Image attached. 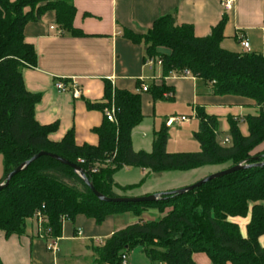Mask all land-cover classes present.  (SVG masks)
Wrapping results in <instances>:
<instances>
[{"label": "trees", "instance_id": "obj_1", "mask_svg": "<svg viewBox=\"0 0 264 264\" xmlns=\"http://www.w3.org/2000/svg\"><path fill=\"white\" fill-rule=\"evenodd\" d=\"M48 10L55 11L61 32L79 33L73 26L75 6L70 0H0V155L4 169L0 183L41 151L76 164L107 197L123 196L115 188L126 192L139 185L121 186L114 181L115 173L125 167L163 172L208 165L248 166L184 194L168 192L152 202L114 203L100 200L72 166L42 155L0 191V231L8 237L21 235L26 220L40 211L43 237L58 238L65 219L74 221L84 215L100 224L110 215L125 212L141 217L153 206L159 217L127 225L94 247V264H123V255L135 248L142 249L150 264H197L195 252L206 253L213 264H264V164L259 165L264 163V149L253 153L264 143V55L221 46L226 16L203 37L196 36L190 24L178 25L173 14L157 18L146 33L127 29L129 40L145 46V60L161 59L163 78L188 70L215 95L255 101L258 114L246 117L249 134L243 135L238 122L230 118L229 142L221 143L216 117L198 109L200 126L194 136L201 145L199 151L168 152L167 128L156 133L151 152L135 151L131 134L143 120L141 95L106 83L107 103L90 106L105 110L115 105L117 122L105 116L95 129L99 144L78 145L72 130L55 142L48 136L57 124L42 125L36 120L40 95L28 91L23 80V69L37 64L34 46L25 41V26L39 21ZM170 90L164 81L148 88L155 100L165 98ZM235 217H249L246 233Z\"/></svg>", "mask_w": 264, "mask_h": 264}, {"label": "crops", "instance_id": "obj_2", "mask_svg": "<svg viewBox=\"0 0 264 264\" xmlns=\"http://www.w3.org/2000/svg\"><path fill=\"white\" fill-rule=\"evenodd\" d=\"M70 1L75 6L73 26L78 34L61 32L53 10L46 11L39 21L28 22L24 30L25 41L35 48L37 64L23 69V80L28 91L40 95L35 105L36 120L42 125L57 124L49 133L51 141H61L72 130L78 145L99 144L95 129L101 126L111 108L103 110L90 105L107 103L106 83L114 89L141 95L143 120L131 134L135 151L151 152L156 133L173 127L177 130L173 137L169 135L168 152L199 151L201 145L194 136L200 126L198 109L216 117L219 141L230 139V118L238 122L243 135L249 134L246 117L258 114L255 101L242 96L215 95L193 75L171 74L163 78L161 66H147L145 46L129 40L125 30L146 33L157 18L173 14L178 25L190 24L195 35L203 37L226 16L221 46L233 52L264 55V0H235L228 11L224 10L221 0ZM242 39L248 40V48L242 46ZM57 81H63L68 90H59ZM163 81L172 87L171 97L165 92V98L155 100L150 92L142 91L143 84L149 86ZM74 82L81 89L80 97L73 95ZM178 116H186L188 120L170 127L166 125L170 117ZM220 132L226 135L224 139ZM186 143L195 151H189L186 147L190 145ZM201 168L153 172L147 168L125 167L115 173L114 181L121 186L139 185L126 192L118 188L115 191L120 195L122 192L123 196L167 193L201 179L202 176H197ZM177 172L178 175H170ZM3 174L2 162L0 180ZM181 175L192 177L183 180ZM160 215L158 209L148 207L141 217L125 212L110 215L100 224L78 215L74 221L63 220L62 235L49 239L41 235L39 222L33 216L26 220L21 235L8 237L0 231V261L2 264H94L96 238L106 239L127 225ZM233 220L240 225L238 217ZM52 239H57L56 253L48 249ZM193 259L197 264H213L204 252H195ZM127 263L150 264V261L141 248H135L127 254Z\"/></svg>", "mask_w": 264, "mask_h": 264}, {"label": "water", "instance_id": "obj_3", "mask_svg": "<svg viewBox=\"0 0 264 264\" xmlns=\"http://www.w3.org/2000/svg\"><path fill=\"white\" fill-rule=\"evenodd\" d=\"M42 155H48L51 156L59 161H61L64 164L70 165L72 166L77 172L80 173V175L84 178L85 182L87 183V185L90 187V189L93 191V193L102 201H107V202H114V203H138V202H152V201H156L158 199H160L162 197V195L164 193H153V194H149V195H144V196H119V197H107L105 195H103L102 193H100L99 191H97L94 187V185L92 184V182H90V180L88 178H85L84 175L81 172V169L74 163H71L70 161L62 158L61 156L54 154V153H50L47 151H41L39 153H37L36 155H34L32 158H30L29 160H27L26 162L22 163L21 165H19L18 167H16L12 172H10L7 177L5 182L0 183V191L9 184L11 178L17 174L18 172H20L23 168H25L27 165H29L30 163H32L34 160H36L37 158H39ZM264 163H259V165H263ZM248 165H243V164H238L226 169H223L221 171L212 173L210 175L205 176L204 178L200 179L199 181L179 188V189H175L173 191H170L169 193L172 194H184L188 191H191L197 187H199L200 185L206 183L209 180H212L214 178L232 173L234 171L240 170L242 168L247 167Z\"/></svg>", "mask_w": 264, "mask_h": 264}, {"label": "built area", "instance_id": "obj_4", "mask_svg": "<svg viewBox=\"0 0 264 264\" xmlns=\"http://www.w3.org/2000/svg\"><path fill=\"white\" fill-rule=\"evenodd\" d=\"M234 3H235V0H221V4H222L224 10H226V11L231 10L233 8ZM241 44L245 48H248L249 47V42L246 39H242ZM145 64L147 66H150V67H153L155 65L161 66L162 61H161L160 58H148L145 61ZM181 75L182 76H191L192 74L190 73V71L185 70ZM73 84H74L73 85V89H72L73 90V95L75 97H80L81 96V89L79 88V86H78V84L76 82H74ZM56 87L59 90H62V91L68 90V87L65 85V83L63 81H57ZM148 88H149V86L147 84H143L142 85V91H148ZM171 95H172V93H170V92L166 94V96H170V97H171ZM106 117L111 122H117V119H116V107H115V105H112L111 109L106 112ZM186 120H188L186 116L170 117L166 121V125L168 127H170V126L174 125L175 123H181V122L186 121ZM228 142H229V139H224V141H223V143H228ZM80 161L83 162V159H80ZM95 170L96 169H94V171ZM35 218L39 222L40 231H41V235H42L41 225H42L43 218H42V214H41L40 211H38L35 214ZM94 242L97 245H102L103 242H104V239H102V238H96L94 240ZM48 249L50 251L54 252V253H56L58 251L57 239H52L48 243ZM123 264H127V255L126 254L123 255Z\"/></svg>", "mask_w": 264, "mask_h": 264}, {"label": "rangeland", "instance_id": "obj_5", "mask_svg": "<svg viewBox=\"0 0 264 264\" xmlns=\"http://www.w3.org/2000/svg\"><path fill=\"white\" fill-rule=\"evenodd\" d=\"M176 130H177V127H173L172 129H168V133H169V135H171L172 137H173V135L175 134V132H176ZM220 137H222V139H224L225 138V134H223L222 132H220ZM221 143H223V141H220ZM191 143V142H190ZM225 144V143H224ZM187 145H190V144H187L186 143V146ZM264 143L260 146V147H258L256 150H254V152L253 153H257V152H260L261 150H263L264 148ZM170 149H173V148H175L174 146H170L169 147ZM189 151H195V150H193V149H191V145L190 146H187L186 147ZM199 149H200V146H199ZM2 162H3V157H2V155H0V167H1V165H2ZM228 165L227 164H224V165H208V166H205V167H203V168H201V170H200V172H198L197 173V176H202V178H204L203 176H207V175H210V174H212V173H215V172H218V171H221V170H223V169H226V168H229V167H227ZM170 175H178V172L177 173H174V174H170ZM180 175V174H179ZM183 180H186L187 178H191L192 176L191 175H189L188 177H186V176H183V175H181L180 176ZM179 177V179H181ZM201 178V177H200ZM201 178V179H202ZM200 180V179H199ZM198 180V181H199ZM197 182V181H196ZM193 184V183H192ZM179 189V188H178ZM115 190H117L116 188H115ZM175 190V189H174ZM173 191V190H172ZM168 193V192H167ZM121 195H122V192H121ZM152 208H156L157 209V207H153L152 206ZM170 208H168L166 211H168ZM238 219H239V222H240V225H241V228H242V230H243V232L245 231V228H246V224L248 223V221H249V217H245V218H242V217H238ZM262 243H264V237H262Z\"/></svg>", "mask_w": 264, "mask_h": 264}]
</instances>
